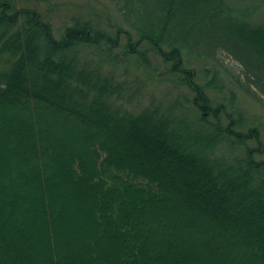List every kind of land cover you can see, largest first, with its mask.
<instances>
[{
	"label": "trees",
	"instance_id": "obj_1",
	"mask_svg": "<svg viewBox=\"0 0 264 264\" xmlns=\"http://www.w3.org/2000/svg\"><path fill=\"white\" fill-rule=\"evenodd\" d=\"M40 1L0 0V264H264V0Z\"/></svg>",
	"mask_w": 264,
	"mask_h": 264
},
{
	"label": "rangeland",
	"instance_id": "obj_2",
	"mask_svg": "<svg viewBox=\"0 0 264 264\" xmlns=\"http://www.w3.org/2000/svg\"><path fill=\"white\" fill-rule=\"evenodd\" d=\"M101 0H50L49 4L51 5L50 17L51 25L54 29H58L62 23L65 21L66 17H71L72 15H81L83 17H91L90 15L95 12L93 9L98 12H103L101 16L102 24H106L107 19L110 18L113 22H117L118 24H124L121 16L113 10V8L107 3ZM45 7L46 2L42 0L40 1V5ZM104 12H106V17L104 16ZM100 21V22H101ZM124 42L125 38L121 37ZM222 59H224V63L231 68V70L239 71V67L237 64L232 61L230 58L221 54ZM239 98V103L236 107L238 110H241L246 118V126L248 125H256L259 127L261 139L264 144V111L261 106L251 98L245 97L239 91H236ZM220 98V97H219ZM259 157L264 158V153Z\"/></svg>",
	"mask_w": 264,
	"mask_h": 264
}]
</instances>
